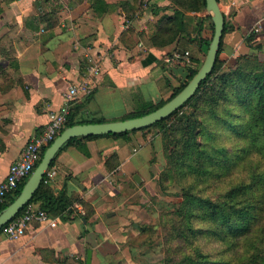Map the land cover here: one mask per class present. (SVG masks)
Wrapping results in <instances>:
<instances>
[{
	"label": "crops",
	"instance_id": "crops-1",
	"mask_svg": "<svg viewBox=\"0 0 264 264\" xmlns=\"http://www.w3.org/2000/svg\"><path fill=\"white\" fill-rule=\"evenodd\" d=\"M129 1L134 4V0H104L96 9L94 0H0V182L25 144L49 122L50 113L64 104L70 85L86 78L89 56L101 59L102 70L83 108L87 116L118 119L142 99L170 96L186 69L164 60L178 50V42L158 47L151 46L148 38L160 17L173 14V9L152 13L143 6L129 18L124 6H130ZM150 1L170 4V0ZM218 2L234 27L224 36L223 53L244 52L249 47L245 36L257 23V39L264 45V0ZM200 15L188 14L193 34ZM211 34L207 21L202 35ZM86 96L81 92L74 105ZM112 102L122 104L115 114L108 110ZM141 132L91 138L90 155L65 145L48 184L55 194L64 190L76 199L72 218L49 214L51 219L33 221L16 239L0 233V264H54L64 256L87 259L89 249L91 264H114L115 253L106 246L121 241L124 216L116 213L128 196L122 191L125 180L137 171L132 160L141 149L135 140ZM87 208L94 210L88 220L83 216Z\"/></svg>",
	"mask_w": 264,
	"mask_h": 264
},
{
	"label": "trees",
	"instance_id": "trees-1",
	"mask_svg": "<svg viewBox=\"0 0 264 264\" xmlns=\"http://www.w3.org/2000/svg\"><path fill=\"white\" fill-rule=\"evenodd\" d=\"M103 1L94 0V7L98 9ZM146 2L134 0V4L128 3L130 6L124 4L127 16L132 18ZM206 5L207 0H170L168 6L147 2L146 8L152 13L173 9V14L160 17L148 43L163 47L178 42L179 51H190L189 60L179 62L188 72L173 86L169 97L159 101L142 99L135 109L118 119L141 116L157 109L182 90L197 72L214 34V23L211 15L205 12ZM189 13H201L195 34L188 29ZM50 18L44 16L45 20ZM207 21L212 34L204 37L202 30ZM233 29L225 16L212 73L173 113L141 129L72 137L58 150L50 165L55 164L59 152L67 144L90 155L87 140L94 137H126L149 128L161 134L166 166L160 180L164 187L176 183L180 187L181 200L170 211L162 213L166 252L163 261L144 264H264V60L257 54L263 52L264 45L257 39L259 31L251 30L245 42L256 51L239 53L233 57L234 65L227 67L228 57L223 55L224 36ZM94 92L73 105L65 127L109 120L83 113ZM27 179L7 195L0 204V211L18 196ZM75 200L64 190L55 194L43 179L30 202L39 203L50 215L71 219ZM81 202L86 205L85 201ZM93 213V209L87 208L83 216L88 220ZM139 227L143 233L152 229L147 224H139ZM152 241L153 238H147L149 244ZM54 261V264H87L86 258L74 256Z\"/></svg>",
	"mask_w": 264,
	"mask_h": 264
},
{
	"label": "rangeland",
	"instance_id": "rangeland-1",
	"mask_svg": "<svg viewBox=\"0 0 264 264\" xmlns=\"http://www.w3.org/2000/svg\"><path fill=\"white\" fill-rule=\"evenodd\" d=\"M244 50L239 53L256 51L251 47ZM257 54L264 60V48L263 52ZM223 55L228 57L227 67L233 66L235 54L223 53ZM184 71L182 79L188 72L187 69ZM121 106L119 102H112L108 110L115 114L119 112ZM140 131L142 132L135 140L141 149L133 157L132 165L137 168L136 174L142 177V182L138 184L131 175L122 187V191L128 196L125 194L124 205L119 206L116 213L124 216L121 241H116L117 245L106 246L107 250L115 253L114 264L161 263L166 255L162 213L170 211L174 204L181 200L180 187L176 183L166 184L167 186L164 187L160 180L166 166L161 134L155 128ZM132 205L133 207H130ZM139 224L150 225L153 230L143 233ZM149 237L153 238L150 244L147 242Z\"/></svg>",
	"mask_w": 264,
	"mask_h": 264
},
{
	"label": "water",
	"instance_id": "water-1",
	"mask_svg": "<svg viewBox=\"0 0 264 264\" xmlns=\"http://www.w3.org/2000/svg\"><path fill=\"white\" fill-rule=\"evenodd\" d=\"M206 12L211 15L214 23V34L201 66L182 90L162 106L141 116L102 122L77 123L65 127V129L45 149L40 162L28 177L18 196L0 211V231L3 225L12 220L23 209V207L30 202L34 193L43 181L44 175L50 167L56 153L69 139L76 136L118 133L150 126L173 113L195 94L201 85V82L213 71L225 27V16L220 9L218 0H207ZM134 179L138 183H141L142 181L139 174H135ZM110 214L111 213H109V215ZM91 257L92 249H89L87 264H91Z\"/></svg>",
	"mask_w": 264,
	"mask_h": 264
},
{
	"label": "built area",
	"instance_id": "built-area-1",
	"mask_svg": "<svg viewBox=\"0 0 264 264\" xmlns=\"http://www.w3.org/2000/svg\"><path fill=\"white\" fill-rule=\"evenodd\" d=\"M150 0H147V2ZM145 3V7L147 5ZM129 24V21L127 22ZM260 30V25L257 23L254 28ZM190 51L175 50L167 54L164 58L168 65L179 64L182 59L189 60ZM87 65L86 78L77 84L70 85L65 94L64 104L49 115V122L39 133L35 134L23 147L20 155L11 164L9 172L5 179L0 182V204L6 200L8 194L14 192L19 183L28 178L34 171L42 158V153L60 134V131L65 127L71 108L74 101L81 92L89 95L93 91L92 83L96 75L101 70V59L98 57L89 56ZM44 149V150H43ZM55 176V167H49L44 175V181L49 183ZM51 219L49 213L42 209L35 202H28L22 209L21 213L16 215L12 220L3 225L1 234L7 238L16 239L26 233L29 225L35 221H47Z\"/></svg>",
	"mask_w": 264,
	"mask_h": 264
}]
</instances>
